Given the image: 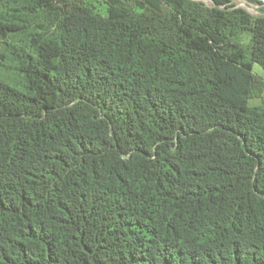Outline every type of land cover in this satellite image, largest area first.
I'll return each mask as SVG.
<instances>
[{"label":"trees","instance_id":"obj_1","mask_svg":"<svg viewBox=\"0 0 264 264\" xmlns=\"http://www.w3.org/2000/svg\"><path fill=\"white\" fill-rule=\"evenodd\" d=\"M210 1L0 0V264H264V17Z\"/></svg>","mask_w":264,"mask_h":264},{"label":"rangeland","instance_id":"obj_2","mask_svg":"<svg viewBox=\"0 0 264 264\" xmlns=\"http://www.w3.org/2000/svg\"><path fill=\"white\" fill-rule=\"evenodd\" d=\"M96 3V0H92ZM231 6L240 8L248 12L250 15L256 18L264 17V1L262 0H230ZM204 4L209 7L213 6L210 0H201ZM253 73L264 80V68L259 64H254ZM262 104V99H253L250 102L252 107H256Z\"/></svg>","mask_w":264,"mask_h":264},{"label":"bare ground","instance_id":"obj_3","mask_svg":"<svg viewBox=\"0 0 264 264\" xmlns=\"http://www.w3.org/2000/svg\"><path fill=\"white\" fill-rule=\"evenodd\" d=\"M262 1H264V0H262Z\"/></svg>","mask_w":264,"mask_h":264}]
</instances>
